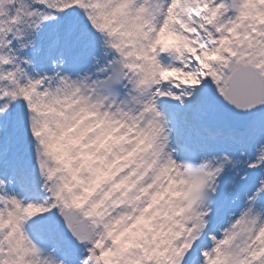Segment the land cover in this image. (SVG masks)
Returning <instances> with one entry per match:
<instances>
[{
    "label": "snow or ice",
    "instance_id": "snow-or-ice-1",
    "mask_svg": "<svg viewBox=\"0 0 264 264\" xmlns=\"http://www.w3.org/2000/svg\"><path fill=\"white\" fill-rule=\"evenodd\" d=\"M0 264H264V0H0Z\"/></svg>",
    "mask_w": 264,
    "mask_h": 264
}]
</instances>
